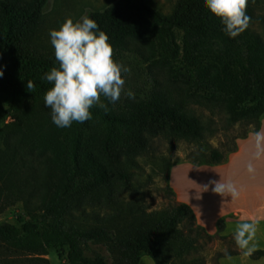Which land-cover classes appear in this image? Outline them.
I'll return each mask as SVG.
<instances>
[{"label": "trees", "instance_id": "16d2710c", "mask_svg": "<svg viewBox=\"0 0 264 264\" xmlns=\"http://www.w3.org/2000/svg\"><path fill=\"white\" fill-rule=\"evenodd\" d=\"M257 2L248 0L249 24L255 19ZM47 4L48 0H0V67L4 68L0 77V114L4 105L20 110L31 98L41 97L52 87L41 77L52 67H58L55 55L37 53L30 45ZM87 15L97 21L116 50L125 49L131 40L156 37L171 58L180 57L187 65H196L200 58L217 59L219 72H206L202 85L227 89L225 103L231 119L258 120L264 113V40L249 26L237 37H229L220 19L202 0H177L170 13L148 0H116ZM28 80L34 83L32 90L26 87ZM102 97L99 104L105 107L94 104L90 120L73 122L67 128L54 125L50 136L38 131L42 137L30 142L20 138L28 145L30 154L39 150L46 157L45 168L58 173V179L48 181L43 176L41 180L49 186L44 192L36 189L30 194L40 201L27 202V210L31 214L40 210L38 219L18 216V224L0 223V264H51L46 256L51 250H57L61 256V247L68 249L66 264H138L143 255L150 256L155 264H206L199 252L206 241H218L224 247L215 252L211 264H221L222 257L244 253L236 244L234 233L223 232L222 222L215 234L209 233L197 223L193 209L184 202L176 201L169 208L151 212L130 205L127 213L120 209L115 214L117 222L111 226L80 227L65 221L64 216L82 200H92L104 190L108 192L107 199L112 197L115 181L108 166H115L121 156L144 151L152 138L159 135L189 141L202 136L200 120L161 91L147 98H127L115 103ZM249 101L255 104L243 109ZM17 155L15 151L9 163L0 162V198L2 191L5 196L14 190L24 193L20 189L23 184L16 186L14 181L19 177L13 169ZM225 159L214 149L208 161L197 163L214 164ZM166 168L169 182L170 164ZM117 171L131 184L127 172ZM168 191L175 195L170 183ZM8 206L9 203L1 205L0 212ZM120 219L125 222L122 226ZM88 242L104 243L114 260L109 262L101 254L86 255ZM250 256L262 257L264 251H253Z\"/></svg>", "mask_w": 264, "mask_h": 264}, {"label": "rangeland", "instance_id": "374dc122", "mask_svg": "<svg viewBox=\"0 0 264 264\" xmlns=\"http://www.w3.org/2000/svg\"><path fill=\"white\" fill-rule=\"evenodd\" d=\"M115 1L48 0L30 41L32 49L44 55L54 54L49 37L51 29L59 28L69 17L75 21L91 10L104 9ZM148 1L163 12L170 13L177 0ZM254 11L255 19L249 24V29L264 40V0H258ZM113 58L129 68L128 73H122L125 85L117 101L129 98V91L134 94L130 99L147 98L154 92L161 91L171 102L177 103L183 110L200 120L203 126L202 136L198 140L189 141L173 135H159L152 138L144 151L132 156H121L115 166H108L115 181L112 197L107 199L105 195H108V192L104 193V190L102 195L97 194L92 200H82L75 204V209L64 216L68 224L80 227L111 226L117 222L115 214L120 209L127 213L130 205L146 212L169 208L177 200L175 195L168 191L166 165L170 164L171 168H176L183 164L182 161L206 162L214 149L227 159L241 139L255 132L259 126H264V113L258 120L231 119L225 103L227 89L202 85L206 72H209V75L219 72L218 60L215 58H200L196 65H187L180 57L171 58L156 37L131 40L125 49L121 50L113 47ZM43 97L44 95L31 98L20 110H10L4 105L0 114V162L9 163L12 154L18 152L13 169L19 173V177L14 181L16 186L23 184L20 189L24 191L23 193L14 190V193L10 192L7 196L2 191L0 206L5 203L10 206L0 212V223L18 224V216L24 219H38L40 210L32 214L27 210V202L40 201L30 194L35 193L36 189L44 192L49 186L48 182L46 184L41 180L43 176L48 181L58 179V173L45 168L46 157L39 150L30 154L28 145L20 139L24 137L23 139L28 140L26 142H30L42 137L39 132L47 136L52 134L54 124L51 120V110L44 105ZM100 101H103L102 96ZM254 104L255 102L249 101L242 107L247 109ZM94 156L99 160L102 158L99 154ZM22 163H25V166ZM117 170L127 172L131 184L127 183L126 178H121ZM2 185L0 180V187ZM8 196L10 198L6 200ZM119 223L121 226L125 224L122 219ZM59 249L62 251L61 256H58L57 250H51L46 256L51 264H66L68 249ZM222 249L224 247L220 242L206 241L199 248V252L207 260L206 264H211L212 256ZM85 253L88 256L104 255L109 262L114 260L104 243L88 242Z\"/></svg>", "mask_w": 264, "mask_h": 264}, {"label": "clouds", "instance_id": "9594fccd", "mask_svg": "<svg viewBox=\"0 0 264 264\" xmlns=\"http://www.w3.org/2000/svg\"><path fill=\"white\" fill-rule=\"evenodd\" d=\"M203 5L216 17L229 37L235 38L244 32L250 17L247 14L248 0H202ZM50 43L54 49L58 67H52L43 74L42 80L52 84L44 93V105L51 110V120L60 128L71 127L73 122L83 123L92 118L90 111L99 104L100 96L115 103L125 85L122 73L129 68L113 58V47L108 35L99 29L97 21L84 14L75 21L67 18L57 29L49 31ZM4 68L0 67V77ZM28 90L34 88L32 80L27 81ZM129 98L132 92L127 93ZM100 107H105L99 104ZM257 141L260 133H256ZM213 191L222 195H237L229 183L214 182ZM255 225L243 222L237 225L234 239L243 248L252 238Z\"/></svg>", "mask_w": 264, "mask_h": 264}, {"label": "crops", "instance_id": "0c3cea01", "mask_svg": "<svg viewBox=\"0 0 264 264\" xmlns=\"http://www.w3.org/2000/svg\"><path fill=\"white\" fill-rule=\"evenodd\" d=\"M182 163L171 168L169 183L176 200L191 206L199 225L211 234L219 230L221 222L225 234L235 233L237 225L243 222L255 225L252 238L243 247L244 253L222 257L220 263L264 264V256H250L253 251H264V126L241 139L237 148L220 163ZM220 181L230 183L237 195L214 192V182ZM138 264L155 262L143 255Z\"/></svg>", "mask_w": 264, "mask_h": 264}]
</instances>
